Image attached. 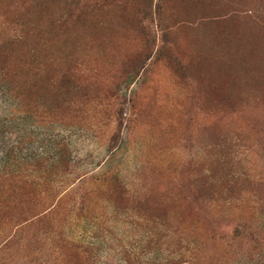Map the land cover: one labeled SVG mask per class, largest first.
<instances>
[{
  "label": "rangeland",
  "instance_id": "obj_1",
  "mask_svg": "<svg viewBox=\"0 0 264 264\" xmlns=\"http://www.w3.org/2000/svg\"><path fill=\"white\" fill-rule=\"evenodd\" d=\"M0 61V264H264V0H0Z\"/></svg>",
  "mask_w": 264,
  "mask_h": 264
},
{
  "label": "trees",
  "instance_id": "obj_2",
  "mask_svg": "<svg viewBox=\"0 0 264 264\" xmlns=\"http://www.w3.org/2000/svg\"><path fill=\"white\" fill-rule=\"evenodd\" d=\"M21 69L19 70L15 68L11 61H0V85H2V95L5 96V99L8 98L7 100L15 104L14 111L35 117L41 116L44 118H54V116H57V114L47 111L42 115L38 110L41 105L31 104L29 98L25 95L24 87L27 85L33 87L32 83L34 82V78L38 74L39 69L35 74L23 73V70ZM28 75H32L33 77H28ZM6 162L7 161H4V165L0 170V207L6 199L11 197V200L16 202L15 198L18 195L17 190H21V184L23 182H30L29 178H31V176L29 178L28 176H24L18 166H10L9 162ZM188 263V260H184L179 261L176 264Z\"/></svg>",
  "mask_w": 264,
  "mask_h": 264
}]
</instances>
